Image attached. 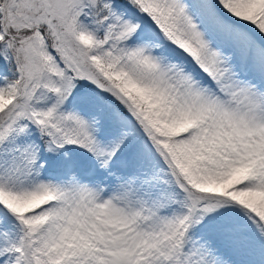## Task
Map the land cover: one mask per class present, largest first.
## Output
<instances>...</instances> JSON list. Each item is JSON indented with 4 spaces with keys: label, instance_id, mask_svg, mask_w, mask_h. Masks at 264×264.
<instances>
[{
    "label": "snow or ice",
    "instance_id": "obj_1",
    "mask_svg": "<svg viewBox=\"0 0 264 264\" xmlns=\"http://www.w3.org/2000/svg\"><path fill=\"white\" fill-rule=\"evenodd\" d=\"M0 264H264V0H0Z\"/></svg>",
    "mask_w": 264,
    "mask_h": 264
}]
</instances>
